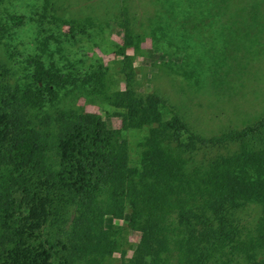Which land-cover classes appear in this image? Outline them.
Instances as JSON below:
<instances>
[{"label":"trees","instance_id":"16d2710c","mask_svg":"<svg viewBox=\"0 0 264 264\" xmlns=\"http://www.w3.org/2000/svg\"><path fill=\"white\" fill-rule=\"evenodd\" d=\"M40 1L51 23L97 25L92 15L63 17L58 0ZM120 22L131 47L130 19ZM1 41L0 264H109L118 251L123 264H264V112L202 134L165 96L134 88L131 72L111 90L105 71L80 77L54 52L50 63L39 52L19 58ZM97 94L120 109L121 128L78 104ZM142 128L135 167L121 130ZM250 204L259 218L248 228L240 212ZM114 219L138 233L129 256Z\"/></svg>","mask_w":264,"mask_h":264},{"label":"rangeland","instance_id":"374dc122","mask_svg":"<svg viewBox=\"0 0 264 264\" xmlns=\"http://www.w3.org/2000/svg\"><path fill=\"white\" fill-rule=\"evenodd\" d=\"M9 1L11 8L6 7L7 0L0 1V35L19 51V58L39 52L50 63L53 57L48 55L54 52L74 75L81 77L80 70L105 71L108 83L114 84L111 90L125 87L131 72L134 88L162 94L206 135L250 124L264 112V0H58L56 12L63 17L92 15L101 26L86 29L49 22L41 17L44 7L38 0ZM124 17H129L134 31L135 43L127 48L120 26ZM94 96L97 99L82 97L78 104L100 114L109 127L121 128V117L115 114L120 109L103 94ZM147 132L121 130L132 166L141 165ZM236 148L237 144L215 147L207 155ZM196 157L203 158V151ZM240 215L251 228L259 207L247 205ZM114 223L122 229L129 256L138 233L126 228L122 219ZM108 263L123 264L121 253Z\"/></svg>","mask_w":264,"mask_h":264}]
</instances>
